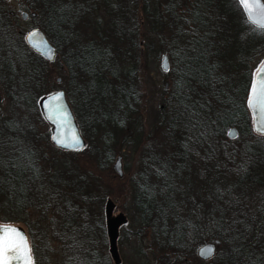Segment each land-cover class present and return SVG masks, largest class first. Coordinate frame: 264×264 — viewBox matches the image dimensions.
<instances>
[{
  "label": "trees",
  "instance_id": "1",
  "mask_svg": "<svg viewBox=\"0 0 264 264\" xmlns=\"http://www.w3.org/2000/svg\"><path fill=\"white\" fill-rule=\"evenodd\" d=\"M101 1L108 28L87 41L74 34L76 11L91 9L87 0L82 4L28 0L22 8L36 14L32 28L41 30L55 48L54 60L62 70L50 72L54 62L48 63L26 46L24 31L13 29V18L0 0V85L10 101H26L30 110L38 112L39 98L58 88L52 75L61 77V89L88 147L95 143L91 136L102 132L97 164L108 169L118 155V141L129 139L131 135L124 133L139 125L135 118L140 105L137 80L142 49L149 45L135 27L132 0ZM139 3L159 38L157 57L166 54L170 67L165 74L170 85L162 91L156 124L165 149L148 155L144 163L155 184L144 177L132 186L140 227L160 238V264L191 260L264 264V137L254 134L246 106L254 64L264 56V30L246 21L237 0ZM231 128L237 130L236 140L227 138ZM35 137V130L25 125L0 124V196L9 190L8 222L23 223L19 217L24 206L33 202L30 193L41 190L44 194L48 187L39 166L40 161L46 164V155L39 152L38 156L31 143ZM196 161L198 172L191 167ZM191 176L208 188L202 189L204 197H183L181 189L189 186ZM178 196L189 200V215L184 220ZM208 196L212 204L206 210ZM84 201L85 196L80 198L78 212L70 201L61 209L66 220L58 238L77 251L66 262L75 264L82 257L83 264H109L107 255L104 261L96 246L97 242L107 244L104 228L96 227L95 218H84L82 212L87 211L80 209ZM194 207H202L200 214ZM72 230L77 237L62 239L65 231ZM98 232L103 234L102 243ZM213 240L220 241L215 257L200 261L196 249Z\"/></svg>",
  "mask_w": 264,
  "mask_h": 264
},
{
  "label": "rangeland",
  "instance_id": "2",
  "mask_svg": "<svg viewBox=\"0 0 264 264\" xmlns=\"http://www.w3.org/2000/svg\"><path fill=\"white\" fill-rule=\"evenodd\" d=\"M31 1L38 2V0ZM55 1L67 4H82V0ZM132 1L134 5L132 9L135 12L138 24L135 27L138 29L140 38L142 35L143 40L145 43L147 41L149 47L142 49L141 72L137 80L140 92V105L135 118L138 120L137 124L139 125L130 133L129 131L125 132L124 135L130 134L131 137L124 142L118 141L116 147V151H118L117 157H121L122 178H119L113 170V164L117 157L113 160L111 168L106 169L97 164L99 153L102 152V144L99 143L102 132H99L97 136H91V142H95L91 147H88L87 139L81 133L86 141V146L82 151H59L51 145L49 128L41 119L39 112L30 110L31 107L29 106L31 104L26 101H10L0 85V124L7 123L18 128L25 125L26 129H34L36 142L32 141L31 143L35 147L38 156L39 152L46 155V164L44 165L42 161L39 162L43 182L48 186L46 193L43 194L41 190L30 193L31 196L33 193V202L29 204V207L24 206L26 211L22 209L21 217H19L23 219V223H8L7 218L10 217V214L9 212L5 213L4 209L8 211L9 208L4 202L5 197L0 196V202H4V208H0V224H14L24 230L33 264H69L66 262L67 259L74 258L73 255L77 251L73 252L69 245L66 243L64 245L58 238L61 233V226L66 220L64 218L66 213L61 212V209L66 202L70 201L77 206L76 212H78L79 201L83 196L86 197V201L82 202L83 207L80 209H86L87 213L83 211L82 215L85 214L84 218L89 221H91V218H95L97 221L96 227H103L104 234V207L107 199H110L115 205L114 214L123 213L127 217L128 224L124 227V230H120L117 241L119 264H160L158 258L161 255L159 252L160 238L152 230L140 227V215L135 211L132 186L134 181H143L144 177H149L150 182L155 184L150 177V167H145L144 163L148 155L160 154L165 149L163 133L158 131L156 124L158 110L163 98L162 91L164 88L165 90L169 88L170 82L160 70L161 55L157 57V51L161 48L159 45L160 41L159 38H156L152 29L151 19L149 18L148 21L143 13L140 12L141 2L139 3V0ZM158 1L160 4H164L165 0ZM27 2L28 0L4 2L5 5L3 7L9 16L13 18L12 25H15L13 29L17 33L24 31V35L33 29L31 19L27 21L19 19L20 13L24 12L22 8L27 5ZM86 5L91 9L85 12L76 11L77 13L74 15L76 19L74 34L80 39H85V41L97 37L100 32L108 28L103 2L101 0H87ZM154 5V2L150 4L152 10L155 8ZM166 34L167 32L163 36H166ZM143 40L140 43H144ZM263 61L264 56L260 57L259 61L254 64L253 71ZM53 62L55 65L51 66L48 71L62 70L59 62H55V60ZM51 78L58 87L53 92L62 90L63 79L56 76V74H53ZM43 167H46L47 171ZM191 167L196 172L200 171V163L197 161ZM192 169L189 170V173H192ZM201 183L202 181L191 176L189 186H183L181 189L183 197L190 196L194 200L196 197H204V190L207 191L208 188L201 186ZM41 196H44V198ZM177 200L184 220L189 215V200L179 196ZM204 200L207 210L209 206L211 207L212 200L210 196ZM207 202L210 204H207ZM44 204L46 205L44 206ZM192 210L199 213L202 211V207H194ZM65 234L68 237L64 235L62 239H73V237L78 236L74 230L65 231ZM98 237L101 238L98 241L102 243L104 238L101 232H98ZM105 241L107 243L105 245L97 242L98 255L103 257L104 261L105 255H107L108 263L114 264L108 253L106 234ZM78 259L79 261L75 262V264H83V258L80 257ZM189 263L199 264L196 260H191Z\"/></svg>",
  "mask_w": 264,
  "mask_h": 264
},
{
  "label": "water",
  "instance_id": "3",
  "mask_svg": "<svg viewBox=\"0 0 264 264\" xmlns=\"http://www.w3.org/2000/svg\"><path fill=\"white\" fill-rule=\"evenodd\" d=\"M5 2H11L15 0H4ZM239 4V0H237ZM250 2L255 3L256 0H250ZM259 8H253V18L249 19L247 13H245L244 9L240 6L245 19L247 22L257 29L264 30V13L261 12V9H264V1L258 0ZM36 17L35 13L28 14L26 12H21L19 18L22 21H26L29 18L34 19ZM24 42L26 46L39 55L42 59L51 63L55 58V48L50 44L44 33L37 29L33 28L26 33L24 36ZM51 57V59L49 58ZM169 59L166 54H162L160 57V70L162 73L167 74L169 72ZM264 75V61L257 67V69L253 73V79L257 82L260 77ZM252 85V84H251ZM251 89V87H250ZM63 93L62 96L59 94ZM250 93V90H249ZM59 96V99L57 97ZM249 94L247 98V109L250 113L252 120V129L255 135L264 136V122L260 120V110L257 106L255 111L249 107L248 105ZM255 103V101H254ZM37 108L39 114L43 121L49 128V140L51 145L59 151L63 152H79L82 151L86 146V141L82 137L80 133V129L72 112V109L67 101L65 92L63 90H58L53 93L42 96L37 102ZM237 130L235 128H231L227 132V138L229 140H235L237 138ZM53 136H56L58 139L63 140L64 142L70 144L71 146L68 148L58 146L55 141L52 139ZM73 139H78L79 144H73ZM113 170L117 174L119 178H122V163L121 157H117L113 164ZM115 205L110 200L107 199L104 207V220H105V234L108 242V253L110 258L112 259L114 264H119L120 259L117 251V241L119 238L120 229L125 227L128 224V219L123 213H116ZM13 227L19 230L22 235L25 237L27 244V236L24 230L16 225H0V227ZM29 245V244H28ZM220 245L219 240H213L212 242L202 244L196 250L197 258L203 262L210 261L214 258L216 253L217 246ZM203 253V255H201ZM13 264H16L13 261Z\"/></svg>",
  "mask_w": 264,
  "mask_h": 264
},
{
  "label": "snow or ice",
  "instance_id": "4",
  "mask_svg": "<svg viewBox=\"0 0 264 264\" xmlns=\"http://www.w3.org/2000/svg\"><path fill=\"white\" fill-rule=\"evenodd\" d=\"M239 4L244 9L245 13H247L249 19L253 18V8L260 7L258 0H256L255 3L250 2V0H239ZM261 12L264 13V9H261ZM49 58L51 59V57ZM62 95L63 93L59 94V96ZM59 96L57 99H59ZM248 105L254 111L257 106L259 107V118L264 122V75L260 77L258 82L256 80L253 81L249 93ZM52 139L58 146L65 148L71 146L63 140L58 139L56 136H53ZM72 143L79 144V140L73 139ZM201 255H203V253H201ZM13 261H15L16 264H33L30 247L25 237L16 228L8 226L0 227V264H13Z\"/></svg>",
  "mask_w": 264,
  "mask_h": 264
},
{
  "label": "flooded vegetation",
  "instance_id": "5",
  "mask_svg": "<svg viewBox=\"0 0 264 264\" xmlns=\"http://www.w3.org/2000/svg\"><path fill=\"white\" fill-rule=\"evenodd\" d=\"M9 193H10L9 190H5L4 191V197H5L4 202L7 204V208H9V203H10V195H9ZM5 211L8 212L9 209H8V211L7 210H5ZM24 211H26V209ZM8 223H10V222H8ZM1 224H4V223H1Z\"/></svg>",
  "mask_w": 264,
  "mask_h": 264
}]
</instances>
